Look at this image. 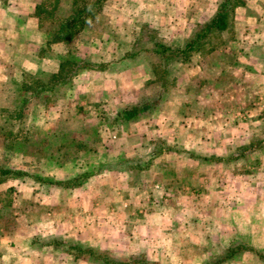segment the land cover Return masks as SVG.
Instances as JSON below:
<instances>
[{"label": "crops", "instance_id": "0c3cea01", "mask_svg": "<svg viewBox=\"0 0 264 264\" xmlns=\"http://www.w3.org/2000/svg\"><path fill=\"white\" fill-rule=\"evenodd\" d=\"M56 1L0 0V89L7 101L0 102L2 107L13 109L35 97L27 85L35 78L47 80L63 56L91 63L36 96L28 114V122L37 123L34 133L23 125L35 147L0 145L1 164L44 179L25 175L0 181H14L0 187V264H250L238 261L249 254L248 245L264 251V234L251 222L245 196L234 201L235 189L219 179L216 169L221 165L211 162L212 170L203 175L194 169L198 161H180L185 153L190 160L214 154L204 153L201 141L191 140L201 135L186 125L185 115L179 110L175 115L145 114L141 109L136 117L115 119L124 107L139 104L138 83L154 77L151 59L158 55L88 28L69 42H49L48 25L62 19L58 11L63 7L59 4L55 11ZM201 1L133 0L116 8L123 13L155 11L161 40L180 46L216 9L217 0ZM245 11L246 4L238 6L233 19L245 20ZM94 43L100 48L89 50ZM233 43H224L220 53L211 52L210 67L233 73L219 60L231 58L227 47ZM235 51L236 69H248L242 51ZM192 56L196 67L206 52ZM176 63L185 64L179 57ZM159 85L164 89L162 81ZM176 88L168 102L172 110L187 95ZM203 88L211 91L216 85L209 80ZM67 121L74 125L67 128ZM157 136L168 145L155 143ZM187 166L195 176L182 174ZM82 171L91 173L81 184L55 182ZM191 208L199 214L195 219ZM240 243L247 248L231 256L222 253Z\"/></svg>", "mask_w": 264, "mask_h": 264}, {"label": "rangeland", "instance_id": "374dc122", "mask_svg": "<svg viewBox=\"0 0 264 264\" xmlns=\"http://www.w3.org/2000/svg\"><path fill=\"white\" fill-rule=\"evenodd\" d=\"M132 1L103 0L98 15V17L100 16L99 20L102 22L98 23L96 31L103 36H116L132 49H140L145 53L150 52L153 50L155 42L162 41L160 33L162 30L155 26L159 23H156L159 14L151 10H130V12L124 11L123 13L119 8H116L121 4ZM208 1L202 0L201 5L208 3ZM245 4V20L233 19L228 29L212 35L210 41L202 46L201 50H203V53L206 52V56L196 60L198 62L196 67L195 57L193 56L184 61V67L177 66L176 59L169 64L166 77L163 70L164 58L162 59L158 54V56H154L151 59L155 67L153 69L154 77L151 75L153 78L150 77L147 78L148 80L138 83L137 96L140 99L138 103L142 105V109L146 110L145 114L148 112L156 115L166 111L170 115H175L179 110L180 114L185 115L186 125L192 126L195 132L201 135V137L197 136L191 140L201 141L199 148L204 153L214 154L201 155L200 159L190 160L188 154L185 153V157L181 158L180 161L187 164L188 161L191 163L198 161L195 163L194 169H201L200 174L203 175L209 174L212 170L208 167L212 164L211 162H217L218 165H221L222 167L216 169L217 175H220L219 179H222L223 182L227 181L228 184L230 183L229 186L235 189L234 201L241 200L245 196L247 204L244 203V207L247 205V209H249L251 222L252 220L256 221L255 226L258 227L261 234H264V147L246 152L237 158H228V155L238 152L243 145L253 143L264 135V0H246ZM204 15L206 13H203ZM235 39L239 40L236 44ZM230 40H234L232 46L227 47L231 58L228 57L225 60L219 58V60L221 64L225 63L224 67L233 70V73H225V68L219 70L210 67V54L211 52L213 54L215 50L208 51L206 49L213 45L215 46L214 49L219 50L220 53L224 43L228 44ZM94 44L96 46L91 45L89 50L96 51L98 49L99 44ZM235 50L242 51L241 55L243 54L244 57L241 58V61L243 64L247 62L248 69L242 71L236 69L235 65L238 58L235 56ZM144 58L143 60L146 61V57ZM138 73L140 72L138 71ZM25 78L30 80L31 77L26 75ZM162 78L166 79L163 84L164 89L162 85H159ZM241 78L244 81L240 82ZM209 80L216 85L214 90L210 91L203 88V85ZM178 85L182 87V90H185L187 95L180 106H175L172 110L168 106V102L172 100L171 98L177 92L176 87ZM196 86L201 88L196 89ZM35 99L36 96L32 97L23 105L22 109L24 111L22 116L23 125L30 126L28 130L31 134L34 133V127L37 126V123L30 124L28 114ZM0 102L7 103L1 89ZM7 110H10V108L0 105V114L5 113ZM70 122H66L67 128L74 125V122H71L72 124ZM175 122H178V118L173 122L171 121V125ZM157 137L155 143L162 146L168 145L165 144L166 142L161 136ZM180 137L182 135H179ZM157 144L152 143L156 146ZM93 147H95V143H93ZM0 157H4L2 152H0ZM215 157L220 159L217 160ZM194 169L192 170L191 166H187L186 173L182 172V174L186 177L195 176L196 171ZM133 178L136 177L133 175ZM205 178H208V176H205ZM9 183H14V181L2 183L0 187L3 188ZM226 186L221 187L224 189ZM205 188L207 192L210 191V187ZM191 204L193 206L194 203ZM238 204L241 205V202H238ZM189 211L194 212L191 219L199 216L195 209L192 210L191 208ZM248 246L250 247L249 254H245L238 262L249 261L250 264H264V258L259 256L258 253V251L262 253L264 251L252 245ZM222 253L226 254V251Z\"/></svg>", "mask_w": 264, "mask_h": 264}, {"label": "trees", "instance_id": "16d2710c", "mask_svg": "<svg viewBox=\"0 0 264 264\" xmlns=\"http://www.w3.org/2000/svg\"><path fill=\"white\" fill-rule=\"evenodd\" d=\"M102 2L103 0H57L54 3V10L58 11L59 4L62 5L63 9L60 10V12L58 11V13L62 14V19L58 22L50 23L48 25L47 31L49 32V42L56 40H64L69 42L84 28H88L91 33L97 35L98 32L96 31V27L98 26V23L102 22L99 20L100 16L98 17ZM245 3L246 0H218L213 14L198 27L195 34L183 45L173 46L166 44L163 41L155 42L153 51L161 56L162 59L164 58V75L168 74L169 64H171L173 60L178 59V57L183 61L189 59L190 55L194 51H203L201 50L202 46L206 42L210 41V37L212 35H216L219 32L228 29L233 21L235 9L238 6L245 5ZM214 48L215 46L212 45L206 50L211 51L214 50ZM128 55H130V53H128ZM89 65H91L89 61L77 60L75 55L70 54L67 57L63 56L56 72L50 74L47 80H39L37 78L33 79L27 85V88L32 90L33 94L31 96H37L43 90L54 88L59 83L68 81L80 67H86ZM103 65V63H99L98 66L102 67ZM164 78H162L163 84L166 80ZM25 103L26 101H23L18 107L7 110L5 113L3 112L0 114V135L2 136V144L7 146V148H13L17 146H26L31 148L35 147L32 138L28 137L27 134L23 132L22 116L24 111L22 109ZM141 109L142 105L140 104L126 106L117 113L115 119H129L136 117L138 113L141 112ZM262 147H264V135L253 143L251 142L243 145V147L238 152L228 155V158H237L238 156L244 155L246 152ZM215 159L218 160L220 158L215 157ZM90 173V171H82L70 179L57 180L55 182L65 186L78 185L81 184ZM25 175L44 180L40 176L30 174L23 169L5 166L0 163V181H3L8 177H22ZM242 247L243 245L241 244L228 246L226 248V256L233 255ZM258 253L259 256L264 258V253L259 251ZM105 260L107 262H111V260H109L107 257ZM140 260L141 259H139V261ZM112 262H114V260ZM119 263L124 264L122 261ZM143 264L151 263L143 262Z\"/></svg>", "mask_w": 264, "mask_h": 264}]
</instances>
